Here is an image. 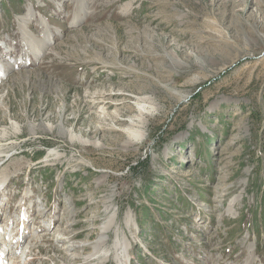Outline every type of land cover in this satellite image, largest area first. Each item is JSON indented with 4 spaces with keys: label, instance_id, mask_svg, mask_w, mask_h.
Listing matches in <instances>:
<instances>
[{
    "label": "rangeland",
    "instance_id": "rangeland-1",
    "mask_svg": "<svg viewBox=\"0 0 264 264\" xmlns=\"http://www.w3.org/2000/svg\"><path fill=\"white\" fill-rule=\"evenodd\" d=\"M0 160L7 264H264V0H0Z\"/></svg>",
    "mask_w": 264,
    "mask_h": 264
},
{
    "label": "bare ground",
    "instance_id": "bare-ground-1",
    "mask_svg": "<svg viewBox=\"0 0 264 264\" xmlns=\"http://www.w3.org/2000/svg\"><path fill=\"white\" fill-rule=\"evenodd\" d=\"M262 38V35L260 36ZM24 61V60H23ZM17 62H12L10 63L6 68H5V71L8 70L10 71L11 69L15 68L17 66ZM141 102H139V106H138V112L139 114L137 115L138 117H135L133 118L132 120H130V129H128L127 133L129 134H134V133H137L139 132L138 130H134L133 127L135 126V121H138L137 124H140V125H145V120H144V115L145 114H148L149 111H150V108H148L146 106V99L145 97H143L142 99H140ZM140 125H138L140 127ZM142 128V127H141ZM2 160H0L1 162ZM1 164V163H0ZM3 165V164H2ZM1 167V165H0ZM3 179L1 180V183H3ZM1 183H0V187H1ZM24 212V211H23ZM24 214L26 215V213L24 212ZM24 214H20V216H23ZM10 216V215H9ZM18 218V217H17ZM129 222V220H128ZM25 223V222H24ZM14 224V221L12 222V226ZM5 225V224H4ZM109 227H110V224H105L104 226H102L101 228V235L99 236V238L97 240H94L91 242V246H92V251L87 255V259H91V260H94L96 258H106L108 256V251L107 249H103V250H100L101 248H104V245L107 244L108 240L107 238L109 237V234H108V231H109ZM3 228H6V227H3L2 226V230ZM117 230V229H116ZM9 234L12 232L11 231V227L9 229ZM1 237V236H0ZM81 244V245H80ZM77 244L76 246L77 247H84V246H87L88 243H85V244ZM22 247V246H21ZM112 247L114 249V256L117 260H119L120 264H123L121 263V261L125 262V259L128 257V253H127V249H128V243H127V240H125V237H121L119 234H117L116 236V239L113 241V244H112ZM6 251V247H3V251ZM16 256V255H15ZM15 258V257H14ZM17 258V257H16ZM129 258V257H128ZM15 262V261H14ZM13 262V263H14ZM11 263V264H13ZM126 263V262H125Z\"/></svg>",
    "mask_w": 264,
    "mask_h": 264
},
{
    "label": "trees",
    "instance_id": "trees-1",
    "mask_svg": "<svg viewBox=\"0 0 264 264\" xmlns=\"http://www.w3.org/2000/svg\"><path fill=\"white\" fill-rule=\"evenodd\" d=\"M133 168H135V167H133Z\"/></svg>",
    "mask_w": 264,
    "mask_h": 264
}]
</instances>
